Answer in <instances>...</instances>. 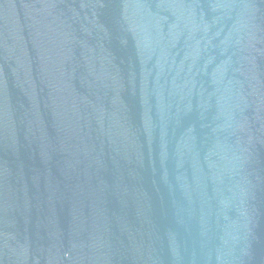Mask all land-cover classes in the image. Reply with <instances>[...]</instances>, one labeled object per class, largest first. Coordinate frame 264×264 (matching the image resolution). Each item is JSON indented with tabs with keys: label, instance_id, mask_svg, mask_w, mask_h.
Here are the masks:
<instances>
[{
	"label": "water",
	"instance_id": "obj_1",
	"mask_svg": "<svg viewBox=\"0 0 264 264\" xmlns=\"http://www.w3.org/2000/svg\"><path fill=\"white\" fill-rule=\"evenodd\" d=\"M0 264H264V0H0Z\"/></svg>",
	"mask_w": 264,
	"mask_h": 264
}]
</instances>
